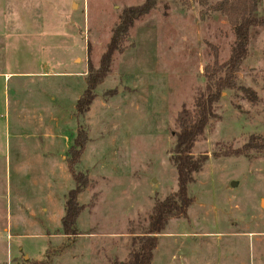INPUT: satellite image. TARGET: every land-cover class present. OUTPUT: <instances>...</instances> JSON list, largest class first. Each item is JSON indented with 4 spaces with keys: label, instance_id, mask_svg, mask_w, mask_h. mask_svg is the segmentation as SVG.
<instances>
[{
    "label": "rangeland",
    "instance_id": "374dc122",
    "mask_svg": "<svg viewBox=\"0 0 264 264\" xmlns=\"http://www.w3.org/2000/svg\"><path fill=\"white\" fill-rule=\"evenodd\" d=\"M143 1L0 0V264L121 262L155 200L176 191V115L203 91L212 46L222 62L234 39L206 7L219 0H156L88 109H75L120 12ZM263 56L264 29L252 28L237 80L255 96L221 92L191 150L207 157L188 185L192 202L156 235L151 264H264V152L231 153L252 137L264 142ZM79 129L87 141L74 168L87 186L79 234L67 236V151Z\"/></svg>",
    "mask_w": 264,
    "mask_h": 264
},
{
    "label": "trees",
    "instance_id": "16d2710c",
    "mask_svg": "<svg viewBox=\"0 0 264 264\" xmlns=\"http://www.w3.org/2000/svg\"><path fill=\"white\" fill-rule=\"evenodd\" d=\"M206 5V0L203 1ZM156 5V0H144L141 4L123 8L118 22L112 29L106 49L99 60L96 71L87 65L86 87L77 99L75 109L81 114L88 109L94 98L93 90L109 71L112 56L115 52L122 53L124 41L135 20L148 14ZM208 11L220 13L228 22L234 39L229 57L219 61L217 48L212 46L213 60L204 67L205 86L194 99L193 110L182 107L175 118L177 131L170 149V161L175 168L177 189L162 200H155L148 216L145 231L131 236L130 249L127 257L114 264H151L153 251L157 245V234L166 227L170 217L186 214L192 198L188 194V185L193 182L194 173L198 172L207 157L193 156L192 147L196 139L203 133L209 120L215 116L214 104L224 90L241 92L247 98H254L249 88L238 83L237 73L248 55V44L252 28L264 29V4L262 0H219L206 6ZM264 61V56H263ZM87 141L86 133L79 129L68 149L67 167L74 181V187L68 191L64 201V213L61 217V231L67 236L79 234L75 228L76 220L82 209L77 196L87 186V178L75 170L74 165L83 151ZM250 150L264 152V142L252 137L241 148L232 151L235 155H247ZM132 233V232H130ZM64 248L60 247L59 252Z\"/></svg>",
    "mask_w": 264,
    "mask_h": 264
},
{
    "label": "bare ground",
    "instance_id": "6f19581e",
    "mask_svg": "<svg viewBox=\"0 0 264 264\" xmlns=\"http://www.w3.org/2000/svg\"><path fill=\"white\" fill-rule=\"evenodd\" d=\"M263 204H264V201H263Z\"/></svg>",
    "mask_w": 264,
    "mask_h": 264
},
{
    "label": "water",
    "instance_id": "95a60500",
    "mask_svg": "<svg viewBox=\"0 0 264 264\" xmlns=\"http://www.w3.org/2000/svg\"><path fill=\"white\" fill-rule=\"evenodd\" d=\"M233 185V184H232Z\"/></svg>",
    "mask_w": 264,
    "mask_h": 264
}]
</instances>
